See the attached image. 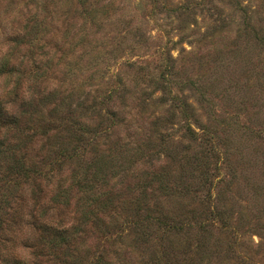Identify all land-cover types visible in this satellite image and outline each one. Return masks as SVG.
Returning a JSON list of instances; mask_svg holds the SVG:
<instances>
[{"label":"rangeland","instance_id":"1","mask_svg":"<svg viewBox=\"0 0 264 264\" xmlns=\"http://www.w3.org/2000/svg\"><path fill=\"white\" fill-rule=\"evenodd\" d=\"M9 1L0 0V16H4L5 26L17 20L12 8L5 9ZM13 1L15 8L23 10L28 3V0ZM193 1L211 7L208 0ZM68 2L70 9L73 8V0ZM89 2L92 6L85 24L92 22L90 27H81L82 20L72 19V13L66 21L72 24L67 29L70 36L74 34L77 40L79 36L88 35L87 42L71 54L67 50L68 44L64 45L66 58H61L50 82L61 81L71 88L69 93L83 92L80 103L84 104L79 110L87 111L93 94L83 102L86 92L95 90L97 83H105L111 78L122 79L128 92H135L132 96L150 93L152 86L147 82L156 78L157 73L145 78L146 67L152 69L155 63L158 64L160 50L163 56L169 53L177 82L171 93L191 104L201 126L196 129L197 134L208 147L212 142L217 151L206 161L209 165L206 171L203 169V174L197 169L201 163L197 165L191 160L202 147L199 142L188 140L182 124L165 126L154 136L139 130L125 131L126 126L121 125L101 146L102 150L110 147L112 152L111 155H108L109 151L101 153L104 176L98 179L99 182H92L97 192L109 193L112 207L119 206L121 216L107 217L101 213L104 225L100 232L85 228L80 245L83 264H93L99 254L106 264H201L193 254V244L199 236L196 226L204 221V212L215 208L224 209L227 220L231 217L234 226H258L240 233V246L235 247L234 254L224 256L225 261L218 251L214 256L205 255L202 264H264V41H256L249 29L242 31L248 24L250 29L256 30L258 38L264 37V0H228L221 4L226 14V27L215 38L216 46L205 39L210 13L204 18L198 13L193 16L168 12L169 7H175L182 0ZM62 17L58 15L56 19L61 21ZM139 83L142 85L138 86ZM199 87L205 91L204 96L196 91ZM98 91L102 89L98 88ZM161 95V91H156L151 97L156 100ZM151 110L156 115L163 112L158 105ZM88 115L94 116V113ZM201 128L206 131L202 133ZM161 140L166 146L161 145ZM120 146L125 147L127 153H120ZM137 148L139 153L132 159ZM164 149H170V157ZM141 151L144 156H140ZM81 160L83 163V158ZM75 165L76 162H65L62 173L49 182L21 183L25 203L32 191L39 194L41 190L40 195L50 197L59 180L61 185L69 186L70 171ZM86 165L81 164L82 167ZM162 170L164 176L159 175ZM206 179L211 180V184L208 182L204 186ZM141 184L148 188L145 197L138 191ZM79 198L76 187L69 190V206L62 209V217L69 223L79 213ZM139 199L151 210L159 208L173 218L186 217L183 221L192 228L188 230L185 226L177 234L162 229L157 231L150 222H145V235H132L131 230H126L130 226L125 227L124 218ZM130 217L135 219L133 215ZM217 227V224L207 227L213 233L211 241L218 236L214 233H218ZM106 228L109 234L105 235ZM25 229L29 231L30 227L26 225ZM24 234L27 235L26 231ZM45 262L61 264V259L58 256L42 257L41 264Z\"/></svg>","mask_w":264,"mask_h":264},{"label":"trees","instance_id":"2","mask_svg":"<svg viewBox=\"0 0 264 264\" xmlns=\"http://www.w3.org/2000/svg\"><path fill=\"white\" fill-rule=\"evenodd\" d=\"M68 1L28 0L23 10L15 8V3L11 0L5 9L12 8L16 22L5 26L4 16H0V264H41V258L49 256H58L61 264L84 263L80 258V245L85 228L90 227L100 232L104 225L101 213L107 217L112 214L116 218L121 216L120 207H112L114 205L109 193L97 192L92 185L93 181L99 182L98 179L104 176L101 153L109 151L108 155H111L112 152L110 147L102 150L101 146L105 145L121 125L126 126L125 131L139 130L142 134L154 136L165 126L182 124L188 140L199 142L202 147L193 154L192 159L191 156L188 157L189 160H195L197 165L201 163L197 166L201 173L208 168V158L217 151L212 142L208 147L197 134L196 129L201 126L191 104L171 93L177 82L171 66L173 58L169 53L163 56L160 50L158 64L155 63L152 69L146 67L148 73L143 75L145 78L157 73L156 78L147 82L152 86L150 93L140 97L132 96L135 92L130 89L128 92L122 79L111 78L105 83H97L95 90L86 92L83 102L88 101L93 94L87 111L79 110L84 104L80 103L83 92L69 93L71 88L61 81L55 82L56 84L50 82L61 58H66L64 45L68 44L67 50L71 54L75 48L83 47L87 42L88 35L79 36L77 40L74 34L70 36L67 29L72 24L66 23L69 15L72 13V19H81V27H90L92 24H85L90 16V0H73L74 7L71 9ZM227 1L208 0L211 3L209 8L193 0H182L175 7H169L168 12L193 16L198 13L204 18L210 13V20L205 27L208 33L205 39L216 46L218 43H215V38L226 27V14L221 9V4ZM58 15L63 16L61 21L56 19ZM245 26L242 31L249 29L256 41H264V37L258 38L254 28ZM98 88L102 91H98ZM156 91H161L162 95L154 100L151 96ZM196 91L204 96L203 88L199 87ZM157 105L163 109L159 115L151 110ZM90 112L94 116H89ZM201 130L202 133L206 131L204 128ZM209 138L211 139L210 133ZM161 141V145H165L164 140ZM124 148L120 146V153L127 151ZM165 151L167 157H170V149ZM137 153L138 148L131 158L135 159L134 155ZM86 154L91 156L90 159ZM142 155L144 156L143 151L140 152V156ZM224 157L222 153L221 159L224 160ZM81 158L83 163H80ZM65 162H76L70 171V185L65 187L59 180L50 197L47 194L40 195L41 190L39 194L32 191L25 203L21 195V183L35 185L38 181L49 182L62 173ZM85 163L86 167H82L81 164ZM163 174L162 170L159 175L164 176ZM208 182L211 184V180L206 179L204 186ZM73 187L80 193L79 213L69 223L62 217V209L69 206L68 193ZM147 189L141 184L138 190L141 197H145ZM134 205L133 210H129L124 218L125 227L130 226L126 230H131L132 235L144 236L145 222H150L157 231L162 229L177 234L185 226L188 230L192 228L186 224L187 221H183L187 220L186 217L173 218L159 208L151 210L142 199L137 200ZM202 215L204 221L196 226L199 236L193 244V254L201 260V264L205 255L214 256L218 251L219 256L222 255L220 258L225 261L224 256L234 254L235 247L240 246V233L258 226H234L232 218L227 220L222 208L211 209ZM211 224L219 225L216 228L218 233L214 231L218 236L212 241V230L207 229ZM26 225L30 227L29 231L27 228L24 230ZM35 232H38L36 239ZM106 234H109L107 228ZM19 246L21 249L17 250ZM106 262L99 254L93 264Z\"/></svg>","mask_w":264,"mask_h":264}]
</instances>
